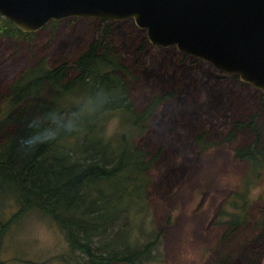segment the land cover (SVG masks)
Listing matches in <instances>:
<instances>
[{
    "label": "rangeland",
    "instance_id": "rangeland-1",
    "mask_svg": "<svg viewBox=\"0 0 264 264\" xmlns=\"http://www.w3.org/2000/svg\"><path fill=\"white\" fill-rule=\"evenodd\" d=\"M93 23L92 18L68 17L54 25L46 24L29 39L0 38V111L5 108L7 86L24 67L40 56L50 66L72 59L88 44ZM133 25L137 30L124 38L122 27L114 32L120 43V59L130 74V99L140 107L154 95L162 94L147 71L162 73V61H174L181 52L174 45L160 47L148 40L140 48L138 38L145 37V32ZM173 68L168 69L169 75ZM184 69L183 74L179 70L175 73L180 80L178 92L169 90L173 97L157 106L144 133L125 126L113 111L104 110L107 116L98 117L105 138L117 141L123 135L128 141L144 143L150 158L156 154L145 199L148 209L138 210L135 215V223H142V240L148 241L150 232L157 233L152 264H216L225 257L232 260L241 242L250 240L264 222V127L258 145L261 157L253 165L232 154L235 147L251 140L248 131L236 133L233 140L226 139L232 121H243L258 112L260 91L202 60L195 66L185 64ZM213 102L218 103V108H213ZM185 110H191L193 117L188 114L185 118ZM196 117L202 122L191 121ZM167 118L171 119L168 127L167 122L164 124ZM110 125L115 126L114 131H109ZM198 132L203 133L202 145L194 141ZM131 192L141 194L136 186ZM2 194L0 219L7 224L0 235V264H74L80 258L71 254L63 231L48 216L29 209L13 217L16 204ZM141 199L120 203L136 211ZM244 216H248V227L240 223L226 233L231 220ZM255 224L258 227L254 232ZM120 236L126 238L127 234L121 231Z\"/></svg>",
    "mask_w": 264,
    "mask_h": 264
},
{
    "label": "trees",
    "instance_id": "trees-1",
    "mask_svg": "<svg viewBox=\"0 0 264 264\" xmlns=\"http://www.w3.org/2000/svg\"><path fill=\"white\" fill-rule=\"evenodd\" d=\"M128 20L131 21L94 19L88 44L72 59L50 66L46 58L40 56L24 67L7 86L5 108L0 111V193L16 204L17 212L13 217L29 209H36L48 216L63 231L71 254L80 257L74 264L154 262L152 251L157 233L150 232L147 234L149 240H142V223H135V215L138 210L144 212V209H148L149 204L145 199L156 154L150 158L144 143L128 141L123 135L117 141L105 138L98 117L107 116L104 110L113 111L125 126L138 134L144 133L157 106L169 96L172 98V92H178L176 88L180 80L175 77L176 70L182 73L185 64L195 66L199 60L180 53L177 61H162V73L147 71L154 87L162 94L154 95L144 105L135 107L128 89L130 74L120 59V43L114 32V29L122 27L123 38L135 32L137 29L132 22L127 23ZM54 24L51 21L47 25ZM31 36L33 33L20 32L0 16V38L29 39ZM144 43H148L147 39L141 35L138 46L142 48ZM171 67L174 68L169 75L167 72ZM234 78L238 79L236 75ZM95 85L109 90L115 99L104 110L89 118L81 131L42 145L31 155L25 156L18 151L17 140L25 135L28 118L52 108H68L72 96L78 97L79 91L82 92L80 95H85ZM173 88L174 91L170 92ZM258 95V112L248 115L243 121H232L226 136L227 140H233L236 133L248 131L251 140L235 147L232 154L250 165L260 160L262 151L258 145L264 127V94L260 92ZM238 103L242 104L241 101ZM212 104L213 108L218 106V103ZM192 113L185 110L183 116L187 118L189 114L193 117ZM201 118L191 121L198 124L202 122ZM170 120L165 119L166 127ZM203 138L202 132L194 135L198 145H202ZM134 186L141 192L140 196L131 192ZM139 197L142 198L141 205L136 211L120 203ZM247 219L248 216H244L227 222L226 233L240 223L248 227ZM6 224L3 225L0 219V235ZM257 224L254 225V232ZM261 224L260 230L250 240L241 242L232 260L225 257L216 264H261L264 256V222ZM134 228H137V232ZM121 231H125L126 238L119 237Z\"/></svg>",
    "mask_w": 264,
    "mask_h": 264
},
{
    "label": "water",
    "instance_id": "water-1",
    "mask_svg": "<svg viewBox=\"0 0 264 264\" xmlns=\"http://www.w3.org/2000/svg\"><path fill=\"white\" fill-rule=\"evenodd\" d=\"M23 33L68 17L131 19L149 43L236 75L264 94V0H0Z\"/></svg>",
    "mask_w": 264,
    "mask_h": 264
},
{
    "label": "clouds",
    "instance_id": "clouds-1",
    "mask_svg": "<svg viewBox=\"0 0 264 264\" xmlns=\"http://www.w3.org/2000/svg\"><path fill=\"white\" fill-rule=\"evenodd\" d=\"M114 99L109 90L95 85L89 93L73 98L68 108H52L33 114L27 119L25 135L17 140L18 151L25 156L31 155L42 145L81 131L89 118L104 110ZM114 130L115 126L110 125L109 131Z\"/></svg>",
    "mask_w": 264,
    "mask_h": 264
}]
</instances>
